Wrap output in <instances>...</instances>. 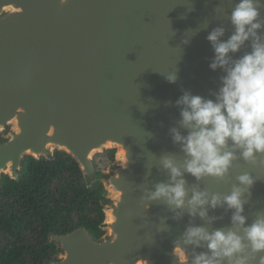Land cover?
<instances>
[{
    "label": "water",
    "instance_id": "1",
    "mask_svg": "<svg viewBox=\"0 0 264 264\" xmlns=\"http://www.w3.org/2000/svg\"><path fill=\"white\" fill-rule=\"evenodd\" d=\"M236 2L0 0V181L3 174L19 180L26 156L48 160L58 150L75 159L87 186L99 179L105 189L103 234L96 238L83 225L49 233L58 255L43 264H184L174 241L191 218L173 220L159 202L145 210L142 190L167 180L160 156L183 158L169 135L180 119L175 101L184 91L214 99L223 72L209 68L214 52L206 37L217 26L226 29L222 39L231 35ZM107 149H115L114 160L100 169L95 156ZM245 172L255 178L251 198L244 196L251 223L264 210V166L238 159L224 180L199 184L227 193ZM209 215L222 217L210 229L230 225L231 211ZM161 217L169 227L158 232Z\"/></svg>",
    "mask_w": 264,
    "mask_h": 264
},
{
    "label": "clouds",
    "instance_id": "2",
    "mask_svg": "<svg viewBox=\"0 0 264 264\" xmlns=\"http://www.w3.org/2000/svg\"><path fill=\"white\" fill-rule=\"evenodd\" d=\"M262 8L264 0H237L228 16L231 35L222 39L226 32L223 26L213 28L207 35L214 52L209 68L223 72L220 86L211 93L214 99L184 91L175 101L180 119L177 126L169 129V135L183 158L174 154L160 156L159 169L167 174V180L142 190L145 210L159 202L172 213L173 220L179 221L185 215L191 218L174 241V249H183L184 264H264V255H260L264 253V210L257 211L251 223L244 215V196L251 198L255 183L251 173L237 175L227 193L210 192L199 184L209 177L224 180L238 159L264 166ZM192 36L183 43H190ZM246 46L250 50L237 57ZM177 78L176 71L166 75L169 83H175ZM186 174L198 183L189 185ZM217 208L231 211L230 225L210 229L207 225L222 219L209 215L210 209ZM197 217L205 223L196 224ZM167 219L161 217L158 232L168 230Z\"/></svg>",
    "mask_w": 264,
    "mask_h": 264
},
{
    "label": "trees",
    "instance_id": "3",
    "mask_svg": "<svg viewBox=\"0 0 264 264\" xmlns=\"http://www.w3.org/2000/svg\"><path fill=\"white\" fill-rule=\"evenodd\" d=\"M114 155L115 149L97 154V166ZM104 192L99 179L87 186L78 163L63 151L48 160L26 156L19 180L3 174L0 181V264H43L55 256L49 231L83 225L94 237L103 234Z\"/></svg>",
    "mask_w": 264,
    "mask_h": 264
},
{
    "label": "flooded vegetation",
    "instance_id": "4",
    "mask_svg": "<svg viewBox=\"0 0 264 264\" xmlns=\"http://www.w3.org/2000/svg\"><path fill=\"white\" fill-rule=\"evenodd\" d=\"M75 228H77V227H75ZM75 228L66 229V230H62V231H60L59 229H57V230H55V231H49V232L47 233V243H48V244H52V245L54 246V248L56 249V254H55V256H53V257L47 258L45 261H47V260H49V259H53V258L57 257V255H58V250H57V246H56V244H55V243H49V242H48V235H49V233H54V234H56V235H62V234H66V233L72 231V230L75 229ZM101 235H102V234H101ZM101 235H100V236H101ZM95 237H96V236H95ZM98 237H99V236H98ZM98 237H96V238H98Z\"/></svg>",
    "mask_w": 264,
    "mask_h": 264
},
{
    "label": "rangeland",
    "instance_id": "5",
    "mask_svg": "<svg viewBox=\"0 0 264 264\" xmlns=\"http://www.w3.org/2000/svg\"><path fill=\"white\" fill-rule=\"evenodd\" d=\"M108 165V164H107ZM107 165L99 167L100 169H104Z\"/></svg>",
    "mask_w": 264,
    "mask_h": 264
}]
</instances>
